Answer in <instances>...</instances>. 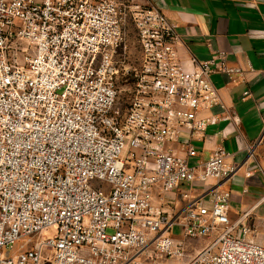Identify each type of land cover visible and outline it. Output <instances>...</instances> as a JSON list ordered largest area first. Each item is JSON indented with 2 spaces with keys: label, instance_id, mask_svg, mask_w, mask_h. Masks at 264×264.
<instances>
[{
  "label": "built area",
  "instance_id": "obj_1",
  "mask_svg": "<svg viewBox=\"0 0 264 264\" xmlns=\"http://www.w3.org/2000/svg\"><path fill=\"white\" fill-rule=\"evenodd\" d=\"M130 27L141 65L124 101ZM180 43L159 9L133 0H0V264H156L200 238L210 243L186 264H264L247 214L230 220V192L177 216L158 204L236 171L223 148L189 159L219 123L201 115L222 104L212 75L243 71L225 53L188 70Z\"/></svg>",
  "mask_w": 264,
  "mask_h": 264
},
{
  "label": "crops",
  "instance_id": "obj_2",
  "mask_svg": "<svg viewBox=\"0 0 264 264\" xmlns=\"http://www.w3.org/2000/svg\"><path fill=\"white\" fill-rule=\"evenodd\" d=\"M133 1L159 9L176 27L181 40L178 56L188 70L194 69L193 60L203 63L225 53L228 65L243 71L232 78L212 75L222 104L201 115L216 116L219 123L208 128L205 140L192 141L199 157L189 159L191 165L205 163L223 148L229 155L226 163L236 167L235 173L220 184L181 186L158 204L177 216L192 203L208 202L211 189L219 187L231 194L230 220L235 223L247 214L242 225L264 247V0ZM182 133L186 141L190 132L183 129ZM176 153L186 157L180 146Z\"/></svg>",
  "mask_w": 264,
  "mask_h": 264
},
{
  "label": "rangeland",
  "instance_id": "obj_3",
  "mask_svg": "<svg viewBox=\"0 0 264 264\" xmlns=\"http://www.w3.org/2000/svg\"><path fill=\"white\" fill-rule=\"evenodd\" d=\"M128 60L125 65V72L121 74V76L118 79V88L121 91V99H124V101H128L129 98L132 95V92L134 91V84H135V76H136V69H139L141 65V52L139 49V46L137 44L136 40V33L133 27L129 28L128 31ZM127 173H133L131 164H129L127 168ZM180 204H183L180 202ZM181 206V205H180ZM174 236L177 238H181L183 235V228L176 226L173 230ZM55 235V232L53 230L48 231L45 233V237H53ZM35 242V238H34ZM191 246H188L186 249V255L182 259H176V258H166V257H156L155 262L156 264H186L188 260H191L196 254H198L201 250H203L209 243V240L206 239H191L189 240ZM23 244V242L18 243L14 247V252L16 250L20 249V246ZM6 254V252H5ZM45 255H49L52 257V253L45 252Z\"/></svg>",
  "mask_w": 264,
  "mask_h": 264
}]
</instances>
